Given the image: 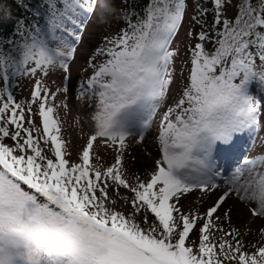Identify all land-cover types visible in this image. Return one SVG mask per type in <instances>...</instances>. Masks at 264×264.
Instances as JSON below:
<instances>
[{
  "label": "snow or ice",
  "instance_id": "obj_1",
  "mask_svg": "<svg viewBox=\"0 0 264 264\" xmlns=\"http://www.w3.org/2000/svg\"><path fill=\"white\" fill-rule=\"evenodd\" d=\"M44 2L56 47L26 18L19 40L0 42V264H28V254L36 264H264V229L252 243L239 227L264 224V154L247 155L264 144V0H148L138 11L133 0L126 28L103 37L75 86L76 44L106 0ZM181 29L186 60L174 47ZM57 69L62 86L36 79L30 100L17 101L14 78ZM73 93L95 109L75 159L54 118ZM146 134L159 158L132 179L126 140L143 145ZM98 140L116 153L106 168L93 163Z\"/></svg>",
  "mask_w": 264,
  "mask_h": 264
},
{
  "label": "rangeland",
  "instance_id": "obj_2",
  "mask_svg": "<svg viewBox=\"0 0 264 264\" xmlns=\"http://www.w3.org/2000/svg\"><path fill=\"white\" fill-rule=\"evenodd\" d=\"M124 0H114V3L117 8V12L114 18H110L108 23L101 24L98 22V13L99 9L97 8L93 15H91L84 25V31L81 33V39L76 44L77 53L75 54L74 60L70 65V80L73 86L77 85L82 77L86 78L91 74V69L87 68V58L94 51L95 47H99L103 43L104 36H110L115 32L117 25L120 20V15L122 13V3ZM69 27H72L69 25ZM185 28H187V22L185 23ZM45 40L48 41L50 47H56V42L52 41L50 37H47ZM174 47H179L181 56L186 60L188 58L187 52V41L185 39V29H181L175 38ZM177 74H179V64L180 60H177ZM185 67H190V65H185ZM62 70H53L50 71L48 77H43L42 74H38L37 77H23L19 78L18 90L19 96L23 98H30L31 91L34 87L35 80L43 78L49 85V87L55 91L57 86H62L63 80ZM187 75V72L185 73ZM253 92L256 94H261L257 86H253ZM175 90H173V94ZM64 99L63 95H60L56 100V104H59V101ZM166 108V105L164 106ZM61 119L64 122L66 130L69 132V138L73 145L80 147L83 145L91 134L94 128V121L91 119V115L94 112V106L89 107L88 105H80L74 97V93L69 97V107L67 109L61 107L57 109ZM156 122L153 123V128L150 132H155ZM147 135V142L143 145L138 143V136H130L127 138L126 143L129 145L125 158L123 161L125 171L128 176L134 179L135 175L143 176L145 174H150L151 170L155 167V159L159 158V153L155 147V141L152 134ZM264 135V132L260 133ZM245 140L247 137L245 136ZM244 144V140L240 142ZM96 145H99L103 151H112L111 147L105 148L104 142L98 140ZM115 153L114 151H112ZM264 154V144H261L259 140L256 141L254 145L251 146L247 155L250 157L259 156ZM116 155V153H115ZM215 199V197H213ZM231 203V201L229 202ZM206 206V205H205ZM233 226H237L235 221ZM239 227L245 235L248 234L249 230L254 234L250 239L252 243H256L261 239V234L258 229H264V224L260 221H254L248 219L245 222H241Z\"/></svg>",
  "mask_w": 264,
  "mask_h": 264
},
{
  "label": "trees",
  "instance_id": "obj_3",
  "mask_svg": "<svg viewBox=\"0 0 264 264\" xmlns=\"http://www.w3.org/2000/svg\"><path fill=\"white\" fill-rule=\"evenodd\" d=\"M134 2L136 4V10L138 11L140 8L147 5L148 0H134ZM132 3H133V0L123 1L122 8H121L122 13L120 15L119 23L117 25L115 32H113L110 36L117 34L120 29L126 28L127 21L125 20L124 14L126 11L131 10ZM23 5H26V7H24ZM0 6H3L11 13L10 19L0 20V42L6 41L7 39H10V38L19 40V37L15 36L14 34L16 31V20L21 19V18H26L27 22L29 23L38 21L39 25L42 28L43 38L46 39L47 37H50V34L47 29V25H46L47 6L44 0H0ZM35 12H39V16H34L33 13ZM194 42L195 41H193V43ZM3 48L5 51H11L12 46L8 45L7 43H3ZM13 55H16V53L13 52ZM18 83H19V79L14 78L12 80V84L15 85L12 90L16 96L17 101L30 100V98H23L18 95L19 94ZM2 85H3V81L0 80V86ZM54 118H57L59 121L60 127L62 129L61 134L63 138L67 141H70L69 150L72 152V158L75 159V156H76V153L79 147L73 145V143L71 142L69 138V132L66 130L64 122L61 119L58 110L54 112ZM92 155L94 157L93 163L97 164L98 166H103L104 168L111 166L115 162V156H116L115 153H113L112 151L110 152L103 151L101 148H99V145H96V144L94 145V150H93ZM110 195H112L114 198H117L115 195V192H111ZM121 195H125L128 197L132 196L130 192L124 189H121ZM117 201H118V207H126L123 205V202L119 200V198H117Z\"/></svg>",
  "mask_w": 264,
  "mask_h": 264
},
{
  "label": "clouds",
  "instance_id": "obj_4",
  "mask_svg": "<svg viewBox=\"0 0 264 264\" xmlns=\"http://www.w3.org/2000/svg\"><path fill=\"white\" fill-rule=\"evenodd\" d=\"M117 12L116 5L114 0H106V7L104 9V13H98V22L101 24L108 23L110 18H114ZM25 260L28 264H36V258L33 254H28L25 257Z\"/></svg>",
  "mask_w": 264,
  "mask_h": 264
}]
</instances>
